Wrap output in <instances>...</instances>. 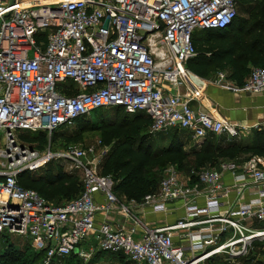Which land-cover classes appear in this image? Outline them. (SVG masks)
Here are the masks:
<instances>
[{
	"label": "built area",
	"instance_id": "built-area-1",
	"mask_svg": "<svg viewBox=\"0 0 264 264\" xmlns=\"http://www.w3.org/2000/svg\"><path fill=\"white\" fill-rule=\"evenodd\" d=\"M38 1L30 6L0 0V132L6 143L0 147V234L28 237L43 252L42 264H59L71 255L88 264L96 251L121 252L135 264H207L215 256L243 264L254 244L264 241V227L247 224L264 221L260 157L243 165L224 161L218 168H193L187 180L169 168L140 205L153 212L183 207L185 214L150 227L132 208L135 200L132 206L119 200L116 182L101 174L93 146L57 149L52 141L55 129L113 107L146 113L151 133L182 128L197 139L242 133L239 125L204 106L195 109L190 101L208 83L264 93V68L253 67L236 85L224 71L210 81L187 67L197 53L194 33L228 27L237 17L238 0ZM22 131H43L48 142L40 149L25 142ZM56 159H68L83 174L81 194L59 204L18 182L21 173ZM240 167L245 173L237 172ZM250 187H259V196L239 203L233 213L230 193L236 191L239 200ZM114 214L131 224L113 227Z\"/></svg>",
	"mask_w": 264,
	"mask_h": 264
},
{
	"label": "trees",
	"instance_id": "trees-1",
	"mask_svg": "<svg viewBox=\"0 0 264 264\" xmlns=\"http://www.w3.org/2000/svg\"><path fill=\"white\" fill-rule=\"evenodd\" d=\"M245 1L254 3L259 10L251 23L236 17L228 27L199 30L203 32L204 39L197 40L193 36L197 53L187 62L191 71L204 76L213 67L229 68L230 77L243 84L253 67L264 68V0ZM104 110H113L116 117L121 114V120L104 123L100 127L102 142L111 146L102 161L101 174L111 175L116 182L114 191L124 194L130 200L141 201L146 194L157 189L162 178L159 179L158 173L151 170L154 166L173 162L179 169L186 170L189 167L184 168L185 160L189 156L194 157V168L216 165L225 159H234L244 154L264 159V130L256 131L253 137L239 141L224 137V142H215L206 138L201 145L191 149H186L182 137L174 133L167 145L154 146L151 135L144 131L150 124L146 113L130 114L122 107H113L92 114ZM89 116L77 119L75 124L87 130ZM42 136L39 139L43 140ZM18 182L22 187L35 189L45 199L57 204L74 199L83 191V182L77 173L65 171L54 162L36 172L21 173ZM27 246L25 248L33 249L30 243ZM2 247L1 264H21L25 257L24 249L16 247L9 239ZM34 252L30 264L43 256L42 251ZM119 256L124 257V254ZM65 259V264L79 263L76 256L71 255L59 260V264H63Z\"/></svg>",
	"mask_w": 264,
	"mask_h": 264
},
{
	"label": "crops",
	"instance_id": "crops-1",
	"mask_svg": "<svg viewBox=\"0 0 264 264\" xmlns=\"http://www.w3.org/2000/svg\"><path fill=\"white\" fill-rule=\"evenodd\" d=\"M2 1L11 2L14 0H2ZM17 1L23 3L24 5H33V4L40 3V1L38 0H17ZM195 33H194L195 39L197 40L204 39V36L202 35L195 36ZM220 71H224L227 74L231 84L242 85L230 77L229 68L218 69L216 67H213L209 72H207L206 75L204 76L200 75V76L207 78L210 81L212 80L214 81L217 78L218 72ZM247 78L245 79V81L247 80ZM179 90L180 92H184L185 87H181ZM190 105L195 109L199 108V106H204L216 118L231 121L232 123L237 124L240 127H242L241 134L243 137H240L241 140H245L247 138L249 139L253 137L256 131L264 130V93L253 94V93H248V92H243V91H234L230 88H224L215 83H208L205 86V89L202 95L199 97V99H192L190 101ZM171 129H174V128H170L168 130H171ZM177 129H182V128H175L174 130H177ZM182 130H185L188 134L191 133L190 134L191 138H188L187 140L189 142L190 141L193 142V144H195L194 146L201 145L204 142V140L211 135H217V134H208L205 138L197 139L193 136V133L191 131L187 129H182ZM220 135H225V136L227 135L229 138H234V137H231L228 133H222ZM252 157H253L252 155L244 154L240 157H237L234 159H225L223 161L218 162L216 165H208V166L218 168L220 163L224 161H235V162H238L240 165H243L246 161H248ZM260 159H261L260 162L264 164V159L262 157H260ZM193 166L189 165L188 169L182 170L180 172L182 176L181 178H183L184 180H187L190 170ZM237 172L245 173V171L241 167L239 168ZM231 177H232L231 174L227 173L226 182L232 181ZM258 189L259 187L258 188L250 187L242 194L239 200H238V195L236 191H232L228 199V208L232 210L233 213H236V211L238 210L237 208H238L239 203L241 202L247 203L251 199L257 198L259 196ZM115 193L121 202L128 204V205L131 204V200L128 199L124 194L120 192H115ZM97 199L99 201H104V197L101 193L97 194ZM136 202L138 203V205L134 206L133 204H131V206L133 205L132 208L139 215V217L142 220H144V222H146L150 227H155L160 223L162 224L173 223L178 217L185 214L183 207H177L172 211L169 210L165 212H153L147 206H141L140 205L141 201H136ZM200 203H203V198L200 199ZM170 204H173V203H170ZM112 218H113V221L111 222V224L115 228H119L120 226H129L131 224L130 223L131 221H129L127 217H123L121 215L114 214ZM98 219L99 220L103 219V217L99 215ZM247 224L250 225L251 227H256V228L264 227V221H258L256 219L251 220ZM254 249L256 250L253 251ZM98 252L100 251H96L94 253L90 262L95 258L97 259L96 257L97 255L98 257L100 256V253ZM112 254L116 257L117 256L119 257V255L123 253L121 252L111 253L110 252V255ZM260 255L264 256V241H257L254 244V248L253 249L251 248L249 255L242 259L243 264H263L264 259H260L259 258ZM221 258H223V256L212 257L207 260V264H210V262H212V264H225V259H223V261H220ZM132 263L135 264L134 262Z\"/></svg>",
	"mask_w": 264,
	"mask_h": 264
},
{
	"label": "rangeland",
	"instance_id": "rangeland-1",
	"mask_svg": "<svg viewBox=\"0 0 264 264\" xmlns=\"http://www.w3.org/2000/svg\"><path fill=\"white\" fill-rule=\"evenodd\" d=\"M259 10L254 6V3H248L245 0H238V14L237 17H239L240 19L246 20L248 22H252L253 19H255V17L258 15ZM202 35L204 36L202 31L197 30L195 33V36H199ZM200 36V37H202ZM121 116V114H120ZM120 116L116 117V112H114L113 110H104V111H100L97 114H92L91 116H89L88 118L90 119L89 123L87 125H89L87 128V130H84L83 128H79L77 126V124H73L71 126H61L57 129L54 130L53 135H52V141H53V145L55 148L59 149V148H63V149H67L68 146H79V147H94V156L96 158L100 159V163L102 164V161L104 160L105 156L109 153L111 146H106L104 145V143L102 142L101 139V131H100V127L104 125V123H108V122H114L115 121H119ZM145 129V128H144ZM175 129V128H174ZM166 130V131H161V132H157V133H151L150 132V124L147 127V129H145L144 131L148 134L151 135L152 137V142L154 144V146H162V145H167L172 137V135L174 133H177V135H179L180 137H182V140L185 143V148L186 149H191L195 144H193V142H189L187 139L191 138V133L188 134L185 130L182 129H177V130ZM23 135H26V138L21 137L23 140H25V142H28L29 144L31 143L32 145L38 146L40 149L44 148V146L46 145V143L48 142V134L45 132H28V131H22ZM42 134L44 136H42ZM42 136L43 140L39 139V137ZM190 136V137H189ZM41 137V138H42ZM224 137L229 140L230 138L226 135H211L208 138H210L211 141H215V142H224ZM240 137H243L241 133H239L238 135H236L234 137L235 140H241ZM33 139V140H31ZM231 140V139H230ZM189 143V144H188ZM5 138H4V134L2 132H0V147H4L5 146ZM103 151H105L103 153ZM93 156L88 157V159H91ZM65 162H62L60 159H56L54 161L55 164H60L62 166V168L65 171H75L77 173V175L79 176V179L82 181L83 179V174L81 172V170L75 169V167L72 166V162L69 161L68 159H64ZM193 161H194V157L193 156H189L186 158L185 160V166L184 168H187L189 165L193 166ZM52 162V161H51ZM50 163V162H49ZM73 167V168H71ZM209 167V166H206ZM169 168H173L175 170H178L179 172L182 171V169L178 168V165L176 163L173 162H168L164 165H159V166H154L152 167V171L158 173L159 175V179H161L167 172V170ZM194 166L191 168L193 169ZM191 171V170H190ZM7 239L10 240V242H12L16 247L18 248H22L23 250V255L25 256L22 259L21 264H30V260L33 258V256L35 255L36 251L35 249H28L25 248L29 243L30 239L28 237L25 236H21L18 234H13V233H8V232H4L2 234H0V252L3 253L2 251L4 250V248L2 247L3 245L6 244ZM28 247V246H27ZM254 248V246L252 247V249ZM256 249H254L253 251H255ZM100 253V256L98 257V255L96 256L97 259H93L90 263L88 264H133L127 257H121V256H114V255H110V252H105V251H100L98 252ZM118 258V259H117ZM225 257L221 258L220 261H223ZM260 259H264L263 255L259 256ZM44 259V256H40L38 259H36V261L33 264H42ZM76 259L78 260V258L76 257ZM26 260V261H25ZM25 261V263H24ZM67 262V259H65L63 261V264H65ZM1 264V263H0ZM76 264H80L76 263Z\"/></svg>",
	"mask_w": 264,
	"mask_h": 264
},
{
	"label": "bare ground",
	"instance_id": "bare-ground-1",
	"mask_svg": "<svg viewBox=\"0 0 264 264\" xmlns=\"http://www.w3.org/2000/svg\"><path fill=\"white\" fill-rule=\"evenodd\" d=\"M46 1H49V2H52V1H55V0H46ZM35 5H38V3L37 4H33L32 6H35ZM31 6V5H30ZM190 86L192 85V84H189ZM193 88L195 89V87L193 86Z\"/></svg>",
	"mask_w": 264,
	"mask_h": 264
}]
</instances>
